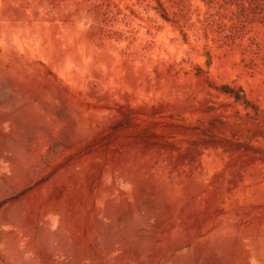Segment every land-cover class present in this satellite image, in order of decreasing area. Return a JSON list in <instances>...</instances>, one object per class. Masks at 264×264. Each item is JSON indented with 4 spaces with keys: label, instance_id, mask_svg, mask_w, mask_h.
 I'll return each mask as SVG.
<instances>
[{
    "label": "rangeland",
    "instance_id": "obj_1",
    "mask_svg": "<svg viewBox=\"0 0 264 264\" xmlns=\"http://www.w3.org/2000/svg\"><path fill=\"white\" fill-rule=\"evenodd\" d=\"M0 264H264V0H0Z\"/></svg>",
    "mask_w": 264,
    "mask_h": 264
}]
</instances>
